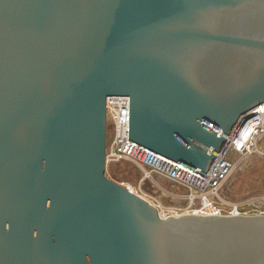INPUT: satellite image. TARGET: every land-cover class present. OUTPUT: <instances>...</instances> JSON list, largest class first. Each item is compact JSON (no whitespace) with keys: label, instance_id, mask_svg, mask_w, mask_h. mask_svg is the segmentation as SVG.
Masks as SVG:
<instances>
[{"label":"water","instance_id":"1","mask_svg":"<svg viewBox=\"0 0 264 264\" xmlns=\"http://www.w3.org/2000/svg\"><path fill=\"white\" fill-rule=\"evenodd\" d=\"M112 97L204 176L264 103V0H0V264H264V216L163 218L106 176Z\"/></svg>","mask_w":264,"mask_h":264},{"label":"built area","instance_id":"2","mask_svg":"<svg viewBox=\"0 0 264 264\" xmlns=\"http://www.w3.org/2000/svg\"><path fill=\"white\" fill-rule=\"evenodd\" d=\"M245 117H247L246 121L241 119L226 137L210 169L203 176L130 141L128 139L129 99L108 98L107 123L112 138L109 143L107 142L106 163L131 162L141 170L143 182L153 183V177L159 176L184 189L185 193L180 199L186 205L178 210L179 213L171 215L173 217L184 214L264 216V196L260 205L251 201L238 205L225 202L219 194L222 186L237 167L236 158L247 159L254 154L264 156L262 151L264 150V103L251 110ZM153 206L159 213V206ZM159 215L163 218L169 217L160 213Z\"/></svg>","mask_w":264,"mask_h":264},{"label":"rangeland","instance_id":"3","mask_svg":"<svg viewBox=\"0 0 264 264\" xmlns=\"http://www.w3.org/2000/svg\"><path fill=\"white\" fill-rule=\"evenodd\" d=\"M112 138L110 126L107 142ZM264 151V150H262ZM237 167L222 186L219 194L227 203L244 205L248 201L262 204L264 196V156L254 154L247 159L236 158ZM106 176L124 187H130L153 205L159 206V213L165 216L179 213L186 203L180 199L185 190L162 177H153V183L142 181L141 170L131 162L109 163ZM174 195V196H173ZM255 198V199H254Z\"/></svg>","mask_w":264,"mask_h":264},{"label":"bare ground","instance_id":"4","mask_svg":"<svg viewBox=\"0 0 264 264\" xmlns=\"http://www.w3.org/2000/svg\"><path fill=\"white\" fill-rule=\"evenodd\" d=\"M128 188H130V187H128ZM131 190V189H130ZM132 191V190H131ZM133 192V191H132ZM255 199V198H254Z\"/></svg>","mask_w":264,"mask_h":264}]
</instances>
